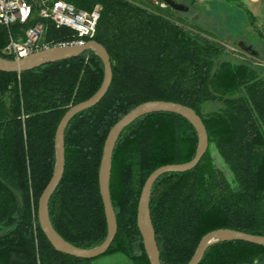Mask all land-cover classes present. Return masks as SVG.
I'll list each match as a JSON object with an SVG mask.
<instances>
[{"label": "trees", "instance_id": "trees-1", "mask_svg": "<svg viewBox=\"0 0 264 264\" xmlns=\"http://www.w3.org/2000/svg\"><path fill=\"white\" fill-rule=\"evenodd\" d=\"M67 1L82 8L99 4L91 38L115 67L102 97L74 113L64 128L63 170L47 200L55 231L78 247L104 238L98 166L105 134L136 103L168 99L200 116L207 147L193 167L164 172L151 185L148 208L159 261L184 264L200 235L216 227L264 235V79L256 64L236 60L216 37L180 23L174 16L179 10L168 5ZM29 23L10 30L21 33ZM71 32L45 19L42 39ZM6 40L0 24V46ZM102 74L91 48L20 71L0 70V264H90L91 258L49 243L37 222L36 200L52 171L58 119L98 87ZM204 101L216 105L204 110ZM196 143L191 123L169 111L142 114L121 130L109 174L116 230L103 253L119 251L134 264H149L135 218L141 185L155 166L189 159ZM261 260L263 245L224 239L209 244L197 264Z\"/></svg>", "mask_w": 264, "mask_h": 264}, {"label": "water", "instance_id": "water-1", "mask_svg": "<svg viewBox=\"0 0 264 264\" xmlns=\"http://www.w3.org/2000/svg\"><path fill=\"white\" fill-rule=\"evenodd\" d=\"M175 10H186L187 6L175 0H163ZM237 45L249 53H255L249 44L238 41ZM91 48L100 58L103 74L98 87L86 98L70 104L61 114L54 130V163L51 174L39 192L36 200L37 222L49 243L62 252L83 258L100 255L108 247L116 230L115 213L109 193V174L111 154L114 144L121 130L136 117L152 111H169L186 118L194 127L197 143L193 155L184 161L162 163L152 168L146 175L138 195L136 207V226L139 231L142 247L149 264H162L158 258V248L154 238V231L149 215V196L151 185L162 173L169 171H183L193 167L207 147V133L200 116L195 110L183 103L168 99H146L136 103L129 110L117 118L108 128L101 149L98 166V191L101 198L106 223L104 238L90 247H78L63 239L52 227L47 213L49 194L60 179L64 164L63 132L68 120L74 113L96 103L105 93L110 80L112 69L109 55L105 47L94 38H88L83 43L53 45L32 51L18 58L0 56V70L20 71L41 63L74 56L84 49ZM224 239H241L264 246V235L254 234L229 227H216L202 233L193 249L192 254L184 264H197L205 248L216 241Z\"/></svg>", "mask_w": 264, "mask_h": 264}, {"label": "built area", "instance_id": "built-area-1", "mask_svg": "<svg viewBox=\"0 0 264 264\" xmlns=\"http://www.w3.org/2000/svg\"><path fill=\"white\" fill-rule=\"evenodd\" d=\"M150 3L161 8L167 5L163 0H150ZM98 15V3L82 8L67 0H0V24L7 32V40L0 46V53L18 58L48 46L83 43L92 37ZM45 19L57 26L69 27L71 35L54 41L43 40ZM29 20L31 23L20 28L21 33L16 36L10 30L12 24Z\"/></svg>", "mask_w": 264, "mask_h": 264}, {"label": "rangeland", "instance_id": "rangeland-1", "mask_svg": "<svg viewBox=\"0 0 264 264\" xmlns=\"http://www.w3.org/2000/svg\"><path fill=\"white\" fill-rule=\"evenodd\" d=\"M184 1L187 9L179 10L178 14L174 15L180 23L196 27L216 37L224 43L228 54L236 60L243 59L255 63L259 74L264 79V52H262L264 20L259 21L258 17L254 18L255 16L253 17L243 4L234 0H210L208 3L203 2L202 5L197 6H194L196 0ZM147 4L152 3L148 1ZM238 41L249 44L258 51L257 56L251 55L238 46ZM215 105L204 101L202 108L207 110ZM90 264H134V262L124 253L113 251L92 257ZM253 264H264V260L256 261Z\"/></svg>", "mask_w": 264, "mask_h": 264}, {"label": "crops", "instance_id": "crops-1", "mask_svg": "<svg viewBox=\"0 0 264 264\" xmlns=\"http://www.w3.org/2000/svg\"><path fill=\"white\" fill-rule=\"evenodd\" d=\"M139 1V0H137ZM146 1H150V0H146ZM177 2H180L184 5H186L184 0H175ZM210 0H196L194 2V6L197 5H202V3H208ZM234 1H238L239 3L243 4L244 7L248 10V12H250V14L254 17L257 18L258 20H264V0H234ZM187 6V5H186ZM17 34L15 33V36Z\"/></svg>", "mask_w": 264, "mask_h": 264}, {"label": "flooded vegetation", "instance_id": "flooded-vegetation-1", "mask_svg": "<svg viewBox=\"0 0 264 264\" xmlns=\"http://www.w3.org/2000/svg\"><path fill=\"white\" fill-rule=\"evenodd\" d=\"M252 48V47H251ZM254 51H255V53H250L251 55H254L255 57L257 56V54H258V51H256L254 48H252ZM262 52H264V47L262 48Z\"/></svg>", "mask_w": 264, "mask_h": 264}]
</instances>
